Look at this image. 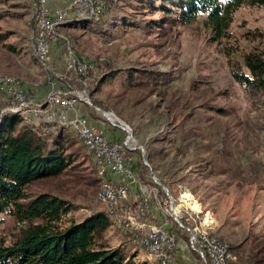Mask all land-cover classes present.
<instances>
[{
    "label": "rangeland",
    "instance_id": "1",
    "mask_svg": "<svg viewBox=\"0 0 264 264\" xmlns=\"http://www.w3.org/2000/svg\"><path fill=\"white\" fill-rule=\"evenodd\" d=\"M115 1L122 13L142 20L140 25L110 17L101 23L71 21L56 27L77 56L99 64L85 75H75L64 68L66 41L60 36L50 44L47 69L38 63L31 45L35 33L31 3L0 0V76L21 80L39 98L52 81L76 91L81 100L63 128L75 139L70 121L78 113L121 138V131L103 114L115 113L133 129L140 147L136 160L147 162L140 169L142 177L136 178L154 174L170 189L175 205L196 210L194 217L201 226L230 245L243 244L237 254L246 258L250 237L264 241V93L245 90L233 79L223 45H232L236 58L244 48L264 46V5H240L230 25L231 36L216 42L209 39L203 15L189 23L171 17L157 24L150 18L162 16V11H141L137 0ZM68 2L47 0L52 9ZM109 65L118 72L97 84ZM96 170L92 156L79 154L59 175L34 180L27 191L30 198L42 192L60 194L76 206L68 216L80 220L92 210L105 209L92 194L99 182L94 181ZM161 218L156 210L153 217H146L153 224ZM17 226L13 214L0 212V237L14 238ZM175 232L174 264H203L189 248L186 234ZM129 238L113 225L101 239L108 247H122L135 261L150 262Z\"/></svg>",
    "mask_w": 264,
    "mask_h": 264
},
{
    "label": "trees",
    "instance_id": "2",
    "mask_svg": "<svg viewBox=\"0 0 264 264\" xmlns=\"http://www.w3.org/2000/svg\"><path fill=\"white\" fill-rule=\"evenodd\" d=\"M137 1L136 7L141 11L145 8L162 11V16L150 18L152 23L161 24L171 17H176L172 21L189 23L203 15L202 21L208 29L209 39L216 42L231 36L230 25L240 5H264V0ZM118 5L115 0H105L99 17L94 21L101 23L113 17L116 19L114 21L123 24L140 25L142 20L125 15ZM223 51L233 79L245 90L264 93V46L254 44L244 48L240 50L239 58L233 56L232 45H223ZM117 72L118 69L109 65L101 72L97 84L105 82ZM0 95L3 98L1 108L4 97L2 93ZM219 110L225 112L221 108ZM0 119V212L13 214L18 223L14 238L7 241L5 237H0V264H152L135 261L133 255L126 253L122 247H108L101 239L105 231L114 225L105 209L92 210L76 220L68 216L76 206L58 193L42 192L30 198L31 193L27 191L29 183L59 175L71 166L79 154L92 156L77 140V135L75 139L67 129L43 134L37 127L22 124L19 115L10 113L1 115ZM107 132L113 137L112 131ZM69 146L75 149L67 151ZM144 165L142 160L134 157L130 166L135 176L142 177L140 169ZM142 180L148 182L151 177ZM94 181H100L99 175L94 177ZM97 190L98 187L92 192L96 199ZM93 204L90 202L88 206ZM128 240L140 248L130 238ZM242 247L243 244L230 245L236 255ZM246 247V258L238 255L236 261L228 264H264V241L250 237Z\"/></svg>",
    "mask_w": 264,
    "mask_h": 264
},
{
    "label": "built area",
    "instance_id": "3",
    "mask_svg": "<svg viewBox=\"0 0 264 264\" xmlns=\"http://www.w3.org/2000/svg\"><path fill=\"white\" fill-rule=\"evenodd\" d=\"M27 1L32 5L35 23V33L31 36L32 50L40 65L47 69L50 44L59 36L66 41L65 70L85 75L99 65L77 56L72 44L56 27L71 21L96 20L105 0H69L65 6L55 9L48 5L47 0ZM67 87L65 84H51L50 90L39 98L21 80L0 76V93L4 97L0 113L19 115L22 124L37 127L43 134L57 133L69 124L67 117L69 113L76 112L81 100L76 91ZM103 114L111 127L121 131V138L110 137L101 125L80 113L75 114L70 123L79 141L93 157L100 177L97 199L112 217L114 225L146 252L152 264H174L177 229L186 234L189 248L203 264L236 261L237 255L230 249V244L201 226L194 217L197 216L196 210L189 211L184 206L175 205L169 190L154 174L148 182L136 178L130 165L134 161L135 150L140 147L135 144L132 127L115 113ZM143 163L147 164L145 159ZM155 210L162 215V220L156 224L149 223L146 217H153Z\"/></svg>",
    "mask_w": 264,
    "mask_h": 264
},
{
    "label": "crops",
    "instance_id": "4",
    "mask_svg": "<svg viewBox=\"0 0 264 264\" xmlns=\"http://www.w3.org/2000/svg\"><path fill=\"white\" fill-rule=\"evenodd\" d=\"M52 84L55 85V86H56V85H57V86H60V83H59V82H56V81H52ZM36 96H37V97H40L38 94H37ZM144 253H145V252H144Z\"/></svg>",
    "mask_w": 264,
    "mask_h": 264
},
{
    "label": "bare ground",
    "instance_id": "5",
    "mask_svg": "<svg viewBox=\"0 0 264 264\" xmlns=\"http://www.w3.org/2000/svg\"><path fill=\"white\" fill-rule=\"evenodd\" d=\"M188 204V203H187ZM190 205V204H189ZM192 205V204H191ZM193 206V205H192ZM206 221V223H208V224H216L215 222H212V221H210V220H205Z\"/></svg>",
    "mask_w": 264,
    "mask_h": 264
}]
</instances>
